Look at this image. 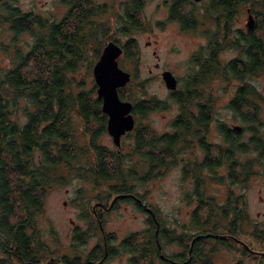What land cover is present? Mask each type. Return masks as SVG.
Instances as JSON below:
<instances>
[{
	"label": "trees",
	"instance_id": "obj_1",
	"mask_svg": "<svg viewBox=\"0 0 264 264\" xmlns=\"http://www.w3.org/2000/svg\"><path fill=\"white\" fill-rule=\"evenodd\" d=\"M113 1L114 5L109 2L98 4L95 0H60L69 8L59 20L53 16L22 11L5 0L1 4V22L7 21L8 28L17 35L29 32L31 41L26 51L18 47L16 68L5 73L0 84V247L9 262L81 264L79 255L62 254L48 258L43 251L46 243L41 238L38 217L43 212L45 197L50 190L65 183L70 176L84 179L89 186L82 187L84 191L79 198L81 216L88 220V230L94 232V228L98 227L101 231L100 223H94L89 216L92 201L102 203L110 196L121 193H131L140 198L134 193V182L144 184L151 176L161 174L155 170L156 167L178 161L182 165V179L190 178L192 183V190L186 193L185 200L189 204L194 202V207L187 222L180 225L187 232L183 235L181 231L177 235L175 228L167 232V228L161 227L159 238L152 240L150 237L140 242H135V233L131 232L121 238L117 246H113L110 243L113 234L104 231L103 249H99L97 243L87 252L83 264H101L102 260H97V257L101 258L105 250V258L123 251L129 252L128 264H175L172 260L181 264H215L213 249L206 251L201 245L204 236L194 239L188 254L191 239L199 233L214 232L217 226L231 231L237 221L247 218L244 208H238L232 197H227L225 203L219 205L214 196L205 194L202 187L206 181L205 170L224 164L232 176L235 169L234 152L251 148L252 134L245 142L231 139L226 123L212 113L209 105L211 94L204 96H208L205 101L199 86L208 75L224 79L225 66L217 59V53L224 43L235 45L236 30L231 26L241 13L240 1L252 3L254 0H208L202 13L195 8L182 12L180 0H170L169 18L177 20L182 30L202 33L207 41L197 50L199 53L191 58L199 66L190 73L178 91H172L171 97L179 104V109L170 121L171 130L145 138L144 129L135 118L133 128L125 132L124 136L133 140L128 156L138 155L136 161L130 162L123 158L121 145L116 151H110L98 142L100 135L107 131V114L102 111L101 98L97 94L91 96L96 83L86 88L81 79L71 74L79 69L81 60L92 72L102 46L109 41V22L95 19L101 11L113 10L115 29L119 34L129 35L142 28L135 12L141 9L144 0ZM258 1L264 8V0ZM68 18L75 20L70 28L65 25ZM211 24L216 27L212 29ZM219 33L222 34L221 41L218 40ZM111 40L121 45L123 53L130 57L132 37H127L124 42H120L118 37H111ZM32 58L36 61L35 73L30 76L22 68ZM230 72L234 75V67ZM245 93V89L237 92L235 100L229 105L231 109H238L237 102H246ZM118 95L125 98L120 92ZM126 100L133 103L135 114L148 111L145 99ZM243 116L245 121H253L249 113ZM213 124L220 133H227L224 135L227 144L226 147L220 145L212 157L205 145V137ZM249 129L253 133V127ZM193 144L203 149V157L200 160L180 157L182 150ZM262 156L264 159V154ZM222 179L223 176L218 177L220 182ZM134 197L118 196L112 204L120 198ZM204 207L207 214L201 218L199 212ZM16 212H22L23 216L19 215V218L11 221L10 217ZM88 230L75 232V242L84 243L90 234ZM260 230L258 227L256 232ZM180 236L190 238L189 244H184ZM162 237L178 241L182 245L181 251L166 254L161 247V256L158 239ZM226 237L218 238L219 242L225 243Z\"/></svg>",
	"mask_w": 264,
	"mask_h": 264
},
{
	"label": "rangeland",
	"instance_id": "obj_2",
	"mask_svg": "<svg viewBox=\"0 0 264 264\" xmlns=\"http://www.w3.org/2000/svg\"><path fill=\"white\" fill-rule=\"evenodd\" d=\"M7 1L18 6L22 11H31L46 17L53 16L56 20L65 16L69 8L68 4L61 3L60 0ZM95 1L98 4L109 2L114 5L113 0ZM180 2L182 12L195 8L202 13L208 0H180ZM169 5L170 0L167 2L165 0H144L143 6L135 14L142 23V28L129 35H122L116 31V17L113 16V10L105 9L95 16L96 20L109 22L110 28L108 29L107 38L118 37L120 42H124L127 37L133 38V42L129 46L130 57L124 53L119 56V65L132 73L129 83L120 87L119 92L126 99H146L144 104L147 105L148 111L144 114L134 113L137 124L144 129L145 138L171 130L170 121L177 115L179 109V104L171 97L169 89L160 76V71L169 69L176 76L180 88L196 68L195 63L191 60L192 55L198 54L197 50H200V46L207 41L202 33L182 30L177 20L170 19ZM239 18L245 20L246 15L240 13ZM239 18H236L231 29H236L241 25ZM73 20V18L67 20L66 27L70 28L71 24L75 22ZM215 27L211 24L212 29ZM1 29L2 39L5 43H8L10 37L7 26L3 23ZM221 39L222 34L219 33L218 40L221 41ZM30 41L31 35L29 32H23L17 36L18 47L21 46L24 51L27 50ZM235 54L233 47H223L218 51L217 59L223 62L234 57ZM3 62L5 63L6 59ZM80 62L79 69L71 74L81 79L83 85L89 88L92 84H95L92 72L87 69L83 60ZM35 63V58H32L28 65L22 68V71H28L29 75L33 76ZM252 79L258 97L264 99V70L259 71ZM199 87L203 93V96H201L205 101L208 96H204L211 94L212 99L209 105H211L212 113L215 118L226 123L230 131L229 137L238 139L239 142L247 141L251 136L249 127L254 128L255 121H245L243 114L252 113V104H239L237 110L230 108L229 100L236 91V81H232V84L225 88L223 80L219 76L211 77L208 75ZM96 94L95 87L91 96L94 97ZM151 99H154V101L151 102ZM160 100H166V102L160 103ZM155 103L158 105L156 106ZM262 113L260 119L264 127V112ZM233 124L241 125L238 133L233 130ZM98 142L106 150L116 151L117 149L107 131L100 135ZM132 142V138L128 136H123L121 139L120 149L123 158L127 162L136 161L138 157V155L131 157L127 154ZM224 143L222 133L213 124L205 137V145L211 151L210 156L213 157L218 151V147L224 145ZM203 155V149L198 144H193L180 153V157L192 160H200ZM234 158L236 166L231 179H228V184L224 185L223 182L218 180V177L223 176L226 172L225 167L220 165L216 169L205 170L206 181L202 187L205 194L214 196L215 202L219 205L225 203L228 193L237 196L239 200L237 206L238 208H244L247 219L237 221L236 226L231 231L228 228L215 227L214 232L216 233H229L232 235L226 237L225 243L219 242L217 237L204 236L201 245L206 251L213 249L212 254L215 264H264V232H260L261 230L264 231V166L256 163V157L251 148L246 151L236 150ZM108 163L111 165L110 162ZM181 166L178 161L166 166H158L155 170L160 171V175L151 176L144 184L134 182V185L136 184L134 193L154 210V216L158 224L144 206L133 198H120L110 205L113 197L110 196L102 203L97 200L90 203V218L94 223L99 224L100 222L106 233L113 234L114 238L110 242L113 246H117L121 238L131 232L135 233V242H140L150 237L152 240L155 237L159 238L161 227L167 228V232H171V229L175 228V234L177 235L183 231L180 225L187 222L194 207V202L189 204L185 200L186 193L192 190V183L190 178L182 179ZM83 186L88 187L89 184L80 177L70 176L65 183L51 189L45 197L43 212L38 217V228L41 232V238L46 243V245H43V251L48 258L58 257L62 254H76L80 256L79 262L83 264L87 252L97 243L100 245L99 249H103L100 229L96 227L94 232L91 229L88 230L89 222L81 216V207L78 203L80 195L84 191ZM199 214L201 218L205 217L207 209L202 208ZM19 215L23 216V213L16 212L15 215L10 217V220L15 221L20 217ZM255 226H258L261 230L256 232L258 227L254 229ZM29 230L30 228L27 229V231ZM86 230L90 234L86 237L85 242L76 243L73 239L74 233ZM186 232L181 233L184 235ZM180 239L184 244H189L190 238L180 236ZM158 240L162 251L166 254L180 252L182 249V245L178 241H172L164 237ZM130 255L129 252L123 251L104 258L101 264H128ZM3 258L5 261H3ZM99 258L100 256L97 257V260ZM7 260H9L7 255L0 247V264H21L17 260L12 262Z\"/></svg>",
	"mask_w": 264,
	"mask_h": 264
},
{
	"label": "flooded vegetation",
	"instance_id": "obj_3",
	"mask_svg": "<svg viewBox=\"0 0 264 264\" xmlns=\"http://www.w3.org/2000/svg\"><path fill=\"white\" fill-rule=\"evenodd\" d=\"M4 0H0V84L3 81V76L5 73H7L9 70L15 69L16 64H17V54H18V43H17V33L12 32L8 28V23L7 21L4 22V25L7 26V31H9V37L10 41L8 43H5L2 39V26L3 23L1 22V4ZM8 2L7 0H5ZM125 1V0H123ZM240 6H241V14L246 15V19H238L240 24L235 30V45L233 44H225L223 47H234V50L236 52L235 56L226 59L223 62L221 61V64L225 66V76L223 80V85L225 88H228L231 84L232 81L237 84L236 91L234 94H232L230 98V104L235 100V96L237 92L241 89H245V95L244 98L246 100L245 103H251L252 104V113L250 114L253 121H255V125L253 128V133L252 134V145H251V150L254 152L255 157H256V163L258 165L264 166V159L262 154H264V127L262 126V120L260 117L264 112V99L258 97V93L255 91L254 83H253V77L259 72L264 70V8L262 7L260 1L254 0V2H241L240 1ZM140 10V9H139ZM136 11L135 14L137 12ZM252 16V23L248 25V15ZM237 20V21H238ZM111 40V39H109ZM122 48L121 53L117 56V64L119 67H121L118 63L119 56L123 54V47L119 45ZM221 48V49H222ZM5 55V57H4ZM209 58V57H208ZM4 59H6V62L4 63ZM206 62L207 59H204ZM196 66L197 63H195ZM234 67L235 72L234 75L230 72V69ZM122 68V67H121ZM124 69V68H122ZM125 70V69H124ZM166 69H162L160 71V76L162 78V71ZM169 70V69H168ZM130 72V71H129ZM172 73V72H171ZM174 75V74H173ZM132 73L130 72V79L131 80ZM176 79V87L174 89H169L171 95L172 91H178L180 88L178 87V80L176 76L174 75ZM163 79V78H162ZM128 81V82H129ZM164 81V80H163ZM238 82V83H237ZM127 84V82L125 83ZM124 84V85H125ZM123 85V86H124ZM122 87V86H120ZM117 88V91L119 93V88ZM122 100H126L125 98H121ZM146 100V99H145ZM154 99H151V102H153ZM131 102V101H130ZM146 102V101H145ZM240 104V102H237ZM132 106L130 108V113L132 114L134 121H135V114L133 111V103H131ZM229 104V105H230ZM146 105V104H145ZM147 106V105H146ZM262 108V109H261ZM233 110V109H232ZM261 110V111H260ZM135 125V123H134ZM133 125V126H134ZM234 125V124H233ZM232 125V128H233ZM239 125V124H237ZM239 129L233 128L234 131H239L241 129V125H239ZM129 131V130H128ZM126 133L121 134L120 136V145H121V139ZM227 133H222L223 135V141H225V136ZM229 134V133H228ZM227 142L225 141L224 147H226ZM119 145V146H120ZM116 146V147H119ZM235 160V158H234ZM225 167V174H223V179L221 182H223L224 185L228 184V179H231V175L229 174V169L227 166L224 164L222 165ZM236 166V162H235ZM227 197H232L231 199L234 201H239L238 197L232 194H227ZM226 197V198H227ZM136 199V198H135ZM140 199V198H139ZM139 203L143 202L142 199L138 200ZM144 203V202H143ZM142 204V203H141ZM143 205V204H142ZM146 205V204H145ZM103 232H101V236H103ZM226 236H232L229 233L225 234ZM106 250L104 251L103 255L99 260H104Z\"/></svg>",
	"mask_w": 264,
	"mask_h": 264
},
{
	"label": "water",
	"instance_id": "obj_4",
	"mask_svg": "<svg viewBox=\"0 0 264 264\" xmlns=\"http://www.w3.org/2000/svg\"><path fill=\"white\" fill-rule=\"evenodd\" d=\"M252 23V16L248 15V25ZM122 48L113 42L112 40L107 41L101 48L100 54L97 60L92 66V74L97 85L96 93L102 100V111L107 114L106 129L111 135L113 142L116 146L120 145V136L128 130H131L134 125V118L130 113V108L132 106L131 102L128 100L120 99L118 95L117 88L123 86L130 79V72L122 69L117 64V56L121 53ZM162 78L167 88L174 89L176 87V79L170 70L166 69L162 71ZM233 128L239 129L240 126L237 124L233 125ZM118 196H130L134 197L131 193H121L117 194L111 200L110 205L113 200ZM136 198V197H134ZM139 200V198H136ZM144 208L149 211L153 219L158 224L155 219L154 212L152 209L141 202ZM100 223V222H99ZM101 231L103 228L100 224ZM200 236H213L217 238H225V234L216 232H206L196 234L190 241V246L188 249V254L190 253V248L193 244L195 238ZM158 249L160 255L162 256L161 246L158 242ZM175 264H181L172 260Z\"/></svg>",
	"mask_w": 264,
	"mask_h": 264
}]
</instances>
